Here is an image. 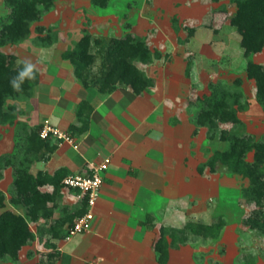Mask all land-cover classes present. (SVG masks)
Wrapping results in <instances>:
<instances>
[{
  "label": "rangeland",
  "instance_id": "rangeland-1",
  "mask_svg": "<svg viewBox=\"0 0 264 264\" xmlns=\"http://www.w3.org/2000/svg\"><path fill=\"white\" fill-rule=\"evenodd\" d=\"M235 10L236 5L231 0H109L106 7L96 5L92 0H54L43 17L31 24L27 39L2 47L5 52L16 56V65L24 60L35 64L40 80L32 96L8 101L16 105L17 118L15 125L0 124V154L15 150L17 123L40 126L47 114L45 111L50 110L59 96L64 95L74 100L78 121L68 128L62 127L73 143L61 142L80 152L82 146L93 143L97 152L106 155L104 149L97 146L107 135L106 129L102 128L103 113L100 110L110 108L117 113L123 110L131 115L124 120L138 136L162 140L175 135L176 141L185 139L183 181L186 188L183 193L189 196V205L184 209L185 223H210L219 216L226 219L217 239L188 234L183 243L185 251L192 256V262L264 264V236L251 229L246 222L256 208L247 203L244 194L250 180L221 166L216 172L209 167L201 172L202 165L216 151L228 147L229 143L220 138V133L222 129L232 128L231 123L220 120L217 126L197 121L198 109L205 97L218 89L215 85L238 88L242 97L238 100L231 97L230 103L234 102L236 107L243 105L238 108L243 122L241 131L251 133L257 139L264 134V111L256 98L255 83L246 74L248 59L241 46V35L230 24V16ZM10 11L11 6L6 0H0V18ZM38 26H43L44 31H39ZM47 34L51 36L44 40ZM86 34L91 36L93 59L78 76L66 54ZM130 34L144 39L154 53L150 62H136L154 83L141 93L120 82L112 89L102 91L103 82L100 79L110 65L108 48L111 41ZM205 44L209 48L206 49ZM251 59L263 63L264 49L252 55ZM41 86L44 87L42 92L36 94ZM61 89L64 91L59 93ZM124 102L129 108L123 107ZM134 106L141 108V118L134 115ZM139 119H144L146 125L138 127ZM110 121L112 125L117 122L114 117ZM134 121L136 124H132ZM178 122L180 127L173 134V129L166 125ZM114 129L111 126L107 131L110 133ZM113 148L111 145L106 152ZM158 150L154 147L155 153ZM165 150L169 153L173 148L170 146ZM46 156L52 158L53 152ZM252 159L251 152L248 160ZM12 176V170L7 169L0 180V188L8 189ZM173 181V186L169 187L170 194L178 196V183ZM61 213L57 210L54 217ZM48 225L49 220L44 218L32 223L37 232V239L32 244L34 249L30 253L22 251L19 262L0 260V264H33L40 261L53 264L54 253L62 238L49 233ZM167 234L170 236L169 232ZM50 253H53L51 259L47 256ZM241 255L245 257L240 260Z\"/></svg>",
  "mask_w": 264,
  "mask_h": 264
},
{
  "label": "trees",
  "instance_id": "trees-1",
  "mask_svg": "<svg viewBox=\"0 0 264 264\" xmlns=\"http://www.w3.org/2000/svg\"><path fill=\"white\" fill-rule=\"evenodd\" d=\"M218 1V0H213ZM236 5L230 16V24L236 27L241 35V46L244 49L246 74L256 86V98L264 111V62L258 63L251 56L264 49V0H231ZM11 6L8 15L0 18V124L14 125L17 118L16 105L10 99L32 96L34 87L39 83L40 72L36 69L34 79H25L19 91L11 81L23 68V63L16 65V56L5 52L2 47L16 44L28 38L31 24L40 20L48 11L54 0H6ZM101 7H106L109 0H92ZM44 31L43 26H38ZM51 35L43 37L48 40ZM91 36L86 34L66 56L75 66L74 73L82 75L83 70L93 59L90 51ZM157 55V54H156ZM153 51L144 39L134 35L113 38L108 48L110 65L100 79L102 91L110 90L120 82L129 85L136 93H141L154 80L136 64L150 62ZM218 89L205 97L197 112V121L203 125L217 126L220 122L232 124L231 129H222L220 138L228 142L226 149L216 151L209 161L202 165L201 172L209 167L212 172L227 167L232 173L240 174L250 180L244 194L249 205L256 208L246 222L251 229L264 236V134L260 138L242 132L243 124L238 115L239 107L230 103L242 97L236 88L215 85ZM43 126H29L17 123V141L13 152L0 156V180L7 169L12 170L13 180L7 191L0 189V260L20 261L22 250L32 245L37 239V232L31 224L41 218L48 219V232L54 237L66 239L68 227L76 218L82 216L88 208L86 198H81L75 206L60 205L64 196V180L69 175L66 167H59L53 173L39 170L32 171L33 164L46 159L48 153L54 152L62 139L57 137L42 138L40 129ZM253 159L248 160V154ZM10 205V207H8ZM61 215L54 217L56 211ZM226 223L224 216L216 217L212 222L189 221L182 228L170 229L161 227V235L155 241L159 252V261L166 263L170 244L185 242L188 234L217 239ZM169 232L172 242L169 243L166 233ZM53 253H50L52 255ZM245 255L240 256V260ZM36 264H44L40 261ZM215 264H221L216 261Z\"/></svg>",
  "mask_w": 264,
  "mask_h": 264
},
{
  "label": "crops",
  "instance_id": "crops-1",
  "mask_svg": "<svg viewBox=\"0 0 264 264\" xmlns=\"http://www.w3.org/2000/svg\"><path fill=\"white\" fill-rule=\"evenodd\" d=\"M205 48H209L208 44H205ZM42 86L36 94L42 92ZM63 91L61 89L59 93ZM59 97L57 103L45 111L44 122L48 120L62 130L78 119L74 100L64 95ZM123 107L129 108L126 102ZM100 111L104 115L102 128L106 129L107 135L97 146L104 149L106 155L97 152L93 143L82 146L80 152L60 142L52 158L38 160L32 167L34 173L39 170L53 173L59 167H66L71 175L90 172L89 163L110 158L100 196L93 209L95 217L91 229L70 239L59 240L61 242L54 253L53 264H197L192 262V256L185 251L183 242L170 244L166 263L159 261L160 254L154 246L161 235V227L182 228L186 225L184 209L189 205V196L183 193L186 188L183 181L185 139L176 141L175 135L162 140L138 136L126 124L125 120L131 115L123 110L113 112L110 108ZM132 111L137 117H142L141 108L134 106ZM113 117L117 121L115 125L110 121ZM144 122V119H139L138 127L146 125ZM132 124H136V121ZM180 124L173 123L166 127L173 129L174 134ZM111 126L115 129L108 133ZM111 145L114 148L107 153L106 148L111 149ZM170 146L173 150L168 153L165 149ZM154 147L159 149L158 152H154ZM180 173L181 179L178 178ZM172 181L178 183V196L170 194ZM77 193V190L65 188L62 205L75 206L79 201ZM76 236L79 238L76 239ZM166 236L171 243L172 237ZM33 245L26 246L22 251L30 253L34 249ZM47 256L49 259L53 257L50 254Z\"/></svg>",
  "mask_w": 264,
  "mask_h": 264
},
{
  "label": "built area",
  "instance_id": "built-area-1",
  "mask_svg": "<svg viewBox=\"0 0 264 264\" xmlns=\"http://www.w3.org/2000/svg\"><path fill=\"white\" fill-rule=\"evenodd\" d=\"M40 136L44 139L57 137L59 139L73 143V140L62 130L46 120L40 129ZM110 158H106L99 163H89L90 172L76 173L68 175L64 180L66 189L77 190L79 199L86 198L88 203L87 211L80 217L76 218L71 226L68 227L66 239H70L77 234L89 231L94 220V207L100 196V188L104 180V173L108 169Z\"/></svg>",
  "mask_w": 264,
  "mask_h": 264
},
{
  "label": "clouds",
  "instance_id": "clouds-1",
  "mask_svg": "<svg viewBox=\"0 0 264 264\" xmlns=\"http://www.w3.org/2000/svg\"><path fill=\"white\" fill-rule=\"evenodd\" d=\"M22 63L24 65L22 70L11 81L12 87L17 91H19L21 89V85L26 78L27 79H34L35 78L36 65L33 64L30 60H24V61H22Z\"/></svg>",
  "mask_w": 264,
  "mask_h": 264
}]
</instances>
